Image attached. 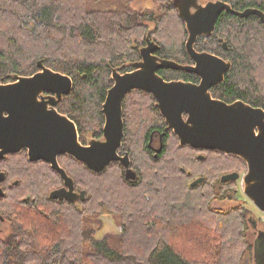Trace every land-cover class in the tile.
I'll return each mask as SVG.
<instances>
[{"label": "trees", "instance_id": "trees-1", "mask_svg": "<svg viewBox=\"0 0 264 264\" xmlns=\"http://www.w3.org/2000/svg\"><path fill=\"white\" fill-rule=\"evenodd\" d=\"M93 1L0 0V82L33 74L38 60L68 75L72 89L56 108L75 122L82 143L102 137L101 105L112 84L111 70L127 69L147 34L163 57L189 60L185 24L171 0H155L157 14L132 8L133 0L101 1L97 7L92 5L99 0ZM224 1L237 10L264 12V0ZM213 34L228 40L224 55L232 62L216 88L225 98L264 108V23L253 14L239 18L224 12ZM169 71L189 78L184 71ZM146 97L133 91L123 101L125 121L139 116L124 128L121 145L139 172L136 179H126L118 162L97 173L60 155L75 187L86 191L84 200L69 202L49 197L62 179L47 164L27 161L24 152L0 160L5 173L0 216L9 225L0 236V264H254L253 244L242 236L249 218L237 207L210 206L224 185L220 175L246 168L245 162L215 150L198 159L199 150L179 145L164 124L163 146L154 157L138 144L149 134L139 104ZM200 177L204 180L190 186ZM103 214L120 223L114 245L109 235H97Z\"/></svg>", "mask_w": 264, "mask_h": 264}, {"label": "water", "instance_id": "water-1", "mask_svg": "<svg viewBox=\"0 0 264 264\" xmlns=\"http://www.w3.org/2000/svg\"><path fill=\"white\" fill-rule=\"evenodd\" d=\"M185 24V48L195 65H186L160 57L154 52L159 44L146 35V46L140 48L141 59L133 62V71L111 72L112 85L107 89L102 103L104 125L101 138L80 141L73 120L60 113L56 104L72 89V79L45 66L38 60V70L31 75H12V81L0 83V159L7 154L27 149L31 161L48 162L63 181V185L49 192V197L77 202L86 198L84 189H75L73 179L58 162V156L67 154L83 162L94 172H101L112 162L119 161L125 168V177L134 179L136 172L130 168L128 154L117 150L124 135L122 101L132 90L152 93L157 106L166 119L167 129H172L180 145L210 149L232 154L244 160L245 195L264 212V109L237 100L226 104L211 97L209 88L217 84L230 68V62L210 52H197L194 43L199 35H210L223 12L238 17L256 15L264 23V12L255 7L237 10L224 0H207L204 3L186 1L176 6ZM160 68L180 69L201 76V83L193 85L184 81H166L157 74ZM182 111L188 113L184 119ZM232 172L221 176V181L238 178ZM5 173L0 171V197L4 195L1 183ZM203 179H194L195 186ZM16 182V181H15ZM250 225L256 221L249 218ZM254 264H264V231L258 230L253 243Z\"/></svg>", "mask_w": 264, "mask_h": 264}, {"label": "flooded vegetation", "instance_id": "flooded-vegetation-1", "mask_svg": "<svg viewBox=\"0 0 264 264\" xmlns=\"http://www.w3.org/2000/svg\"><path fill=\"white\" fill-rule=\"evenodd\" d=\"M176 1V6H179V5H182L184 3H187L186 1H189L190 0H175ZM194 1V0H192ZM197 1V0H195ZM200 1V0H199ZM201 3V1H200ZM177 9V8H176ZM224 13V12H223ZM222 13V14H223ZM226 13V12H225ZM221 15V14H220ZM219 15V16H220ZM233 15V14H232ZM241 18V17H239ZM218 19V18H217ZM215 29V28H214ZM214 33V30L213 32L206 36V35H199L194 43V48H195V51L197 52H210L218 57H221L223 58L224 60L226 61H229L230 62V68L228 69L227 72H225L223 78L217 83V84H213L210 88H209V92L211 94V97L212 98H215V99H218V100H221L223 101L224 103L226 104H232L234 102H236L237 100H241L243 103H246V104H249L250 106H253V107H259V106H254L252 105L251 103L241 99V98H225L220 92V89H217L216 87L224 81L225 79V76L226 74L230 71L231 69V66H232V62L227 59L224 55V51L225 50H228L229 47H230V43L228 42V40L225 38V37H222L221 35H218V34H213ZM186 38H187V32H186ZM151 39V38H150ZM153 40V39H151ZM155 41V40H153ZM186 41V39H185ZM185 41H184V48H185ZM156 42V41H155ZM157 43V42H156ZM143 46H146V36H145V41L143 44H141L139 47H138V58L137 59H134V60H131V61H128L127 62V69H119L118 68V71L121 72V73H125V72H129V71H133L134 70V67L132 66V63L133 62H136V61H139L141 59V56H140V48H142ZM215 46H216V49H215ZM214 50V51H212ZM160 45H159V48L154 52V54L160 56V57H163L161 54H160ZM185 51H186V48H185ZM187 53V51H186ZM188 55V53H187ZM164 58H167V57H164ZM188 58L189 60L187 62H178V63H181V64H186V65H195V61L188 55ZM167 59H170V58H167ZM171 60H174V59H171ZM175 61V60H174ZM167 71L166 73H168V76H165L163 75L164 71ZM169 70H176V71H179L180 69H171V68H160L157 70V74L160 75L164 80L166 81H184V82H188V83H191L193 85H199L201 83V76L196 74L195 72H186L184 71L185 73H188L189 74V78H184V77H175L174 75L170 74V71ZM183 71V70H181ZM112 72V70H111ZM170 75V76H169ZM167 77V78H166ZM110 78H111V75H110ZM112 80V79H111ZM12 81V80H11ZM10 82V81H9ZM0 83H4V82H0ZM5 83H8L5 82ZM113 83V82H112ZM112 85V84H111ZM110 85V86H111ZM133 91H141L143 93H145L146 95H148V97H146L145 99H142L141 103H139L141 105L142 108L145 109V114L143 115L142 117V120H143V124H144V127H143V130H146V129H149L148 132V136H147V139L146 140H142V142H139L138 144L139 145H144L146 147V149H148V152H151L153 153V156L156 157L157 156V153L161 151V148H162V144H163V134L165 132H163V124L165 125L164 126V130H170L174 133V131L172 129H167V123H166V119L164 118L163 114H162V111L160 110V108L157 106V99L155 98V96L150 93V92H146V91H143V90H132L130 92H128L127 94L133 92ZM126 94V95H127ZM125 95V96H126ZM106 96V95H105ZM124 96V98H125ZM124 98H123V101H124ZM105 99V98H104ZM135 99L131 100V104H133V101ZM123 101H122V117H123V131H124V128L126 127H129L130 125H133V124H136V120H138L139 116L137 115H132V118L130 119V121H125L124 120V109L123 108ZM60 102V101H59ZM58 102V103H59ZM57 103V104H58ZM103 103V102H102ZM56 104V105H57ZM138 105V104H137ZM137 105H134L132 108H135ZM56 108V106H55ZM101 108H102V105H101ZM131 108V109H132ZM262 108V107H261ZM57 109V108H56ZM264 109V108H263ZM58 110V109H57ZM102 111V110H101ZM61 113V112H60ZM64 114V113H63ZM104 116V115H103ZM188 116V113L185 112V111H182V117L185 119L186 117ZM74 122V121H73ZM75 123V122H74ZM103 125H104V122H103ZM76 126V124H75ZM103 127V126H102ZM77 128V127H76ZM78 132V131H77ZM175 134V133H174ZM176 135V134H175ZM79 136V135H78ZM124 137V135H123ZM176 137L178 138V136L176 135ZM89 139V138H88ZM87 139V140H88ZM123 140V138H122ZM87 141L84 143L86 144ZM178 143H179V138H178ZM121 145H122V142H121ZM121 145L119 146L117 152L119 155H124L125 153L128 154V157H129V160H130V168H132L135 172H136V175H139V172L137 171L136 167L132 164V159H131V156H130V153L126 150H122L121 149ZM180 145V144H179ZM195 150H199L196 152V156L198 159H203L205 157V152L204 151H207V150H210V149H200V148H194L190 145H187ZM20 152H24V154L26 155V159L27 161L31 162V163H43V164H47L50 168V164L48 162H45V161H42V160H34V161H31L29 160L28 158V154H27V149H22ZM20 152H17V153H20ZM223 154H226L224 152H222ZM13 154V153H11ZM16 154V153H14ZM8 155V154H7ZM6 155V156H7ZM63 155V154H62ZM64 155H67V154H64ZM5 156V157H6ZM69 156V155H68ZM236 156V155H235ZM4 157V158H5ZM60 155L58 156V162L60 164V166L62 168H64L67 172L68 175H71L69 169L67 167H65L64 165L61 164L60 162V159H59ZM3 159V158H2ZM0 159V160H2ZM241 159V158H240ZM243 160V159H242ZM244 161V160H243ZM80 162V161H79ZM115 162H118L120 163L119 161H115ZM196 162V161H195ZM195 162L193 161L192 163L195 164ZM114 163V162H112ZM121 164V163H120ZM122 165V164H121ZM246 165V163H245ZM123 166V165H122ZM247 168V166H246ZM52 169V168H51ZM53 170V169H52ZM183 170V169H182ZM247 170V169H246ZM2 171V170H0ZM55 171V170H54ZM123 174L125 175V168L123 166ZM56 172V171H55ZM230 173L232 172H237V171H229ZM229 172H225V173H222L221 175H224V174H227ZM246 172V171H245ZM244 172V173H245ZM187 173L189 174L190 172L187 171ZM239 175L240 174H244L243 172L242 173H239L237 172ZM57 175H59L57 172H56ZM239 175H238V178H239ZM137 178V177H136ZM134 178V179H136ZM128 179V178H126ZM237 179V178H236ZM129 180H133V179H129ZM204 180V178H203ZM233 180V179H232ZM220 181H221V178H220ZM230 181V180H229ZM229 181H225V182H229ZM242 181H243V176H242ZM221 182H224V181H221ZM62 185H63V181H62ZM61 185V186H62ZM2 187V186H1ZM76 189V187H75ZM248 218H251V217H248ZM0 220H3V218L0 216ZM4 221V220H3ZM250 223V221H249ZM254 227V226H253ZM257 232H255V239L257 237ZM254 239V240H255ZM254 243V241H253Z\"/></svg>", "mask_w": 264, "mask_h": 264}, {"label": "rangeland", "instance_id": "rangeland-1", "mask_svg": "<svg viewBox=\"0 0 264 264\" xmlns=\"http://www.w3.org/2000/svg\"><path fill=\"white\" fill-rule=\"evenodd\" d=\"M107 3V0H99L95 2L92 6L97 7L100 3ZM202 3L207 0H200ZM94 1L92 0V3ZM131 7L138 11H153L155 14L158 12V2L155 0H133L131 2ZM152 26V24H150ZM11 81V80H10ZM9 82V81H8ZM239 173H244L246 171L245 166L240 167V169L232 170ZM230 173V172H229ZM222 175H220L219 179ZM242 174L239 175V178L230 180L229 182H222V188L217 189L216 197L213 198L210 202V206L215 209L229 210L237 207L239 209L240 215L242 218L245 216L251 217L256 221V226H250L246 224V227L243 231V237L247 240L249 244H253L255 239V232L258 230L264 231V212H262L256 205L245 195L243 191V181ZM98 225V237L104 235H109L111 242L114 244L119 241V232L121 231V226L116 217L109 214H103L99 217ZM249 223V221H248ZM96 225V224H95ZM9 229V225L6 221L0 220V236L6 234Z\"/></svg>", "mask_w": 264, "mask_h": 264}]
</instances>
